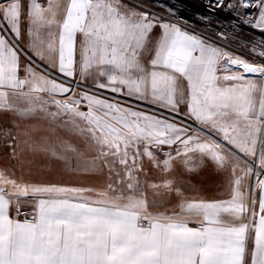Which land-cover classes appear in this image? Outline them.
<instances>
[{"label": "snow or ice", "instance_id": "1", "mask_svg": "<svg viewBox=\"0 0 264 264\" xmlns=\"http://www.w3.org/2000/svg\"><path fill=\"white\" fill-rule=\"evenodd\" d=\"M141 2L142 8L138 4L128 9L122 0H68L63 20L57 21L55 0L47 7L28 0L27 8L24 0H0V89L11 90L28 103L27 108H17L9 102L8 92L0 91V111L27 115L40 110L54 122L62 120L64 126L88 138L95 156L86 165L80 163L76 149H70L72 155L55 151L53 155L73 172L103 175L106 169L109 180L106 188L98 190L17 182L0 170V264H247L252 232L251 264H264V178L257 181L259 212L251 211L252 219L241 223L223 218L228 215L239 221L249 213L240 191L244 176H236L235 167L230 199L183 201L181 211L173 215L149 212L143 190L135 194L144 157L156 166L162 163L168 171L176 157L198 152L226 171L234 159H240L239 153L256 156L259 140L260 167L264 168V86L258 89L244 75L264 78V65L233 56L207 33L198 34L195 27L189 30L191 22L177 23L183 17L176 6H166V15H161L154 9L155 0ZM201 3L206 11L195 14L201 25L215 28L221 21L212 17L219 12L231 17L235 30L245 25L264 33V0H255V13L250 11L253 0ZM177 4L182 8L183 0ZM25 14L29 27L22 30ZM53 25L59 28L58 37L51 30ZM45 26L47 40L40 33ZM226 35L217 29L216 38ZM153 42L149 70L137 57ZM252 50L264 57V50L256 53L255 46ZM20 68L24 78L18 76ZM93 68L97 78L89 88L85 80ZM180 77L188 82L186 112L181 110L185 101ZM221 79L232 83L224 86ZM100 90L115 95L104 96ZM256 91L259 111L254 113ZM41 94L51 99L44 100ZM124 98L154 110L134 108ZM229 111L235 113V120L224 119ZM202 134L208 135V141L201 140ZM9 147L11 158H18L15 144ZM164 147L174 149L175 156L172 151L163 152ZM161 152L162 161L158 160ZM251 174L249 167L245 176ZM118 187H126L130 194L124 195L123 190L115 194ZM149 187L183 195L171 181ZM22 198L33 201L31 213L21 212ZM13 203L16 218L10 216ZM20 215L25 218L20 220ZM190 216L198 217L196 226H189Z\"/></svg>", "mask_w": 264, "mask_h": 264}, {"label": "crops", "instance_id": "2", "mask_svg": "<svg viewBox=\"0 0 264 264\" xmlns=\"http://www.w3.org/2000/svg\"><path fill=\"white\" fill-rule=\"evenodd\" d=\"M38 2L47 7L50 0H38ZM55 2L59 4L55 19L57 21H62L68 0H55ZM123 4L126 5L128 9H135L137 7L133 2H124ZM27 5L28 0H24L25 8H27ZM21 26L22 30H26L29 27V20L26 14L22 17ZM33 30L35 31L34 26ZM48 30L47 26L40 29V33L45 40L48 39ZM51 30L58 37V26L53 25ZM155 35L156 34H154V37ZM154 48L155 43H150L146 49L141 50L137 57L141 65L149 70L151 69L150 61L155 54ZM79 53L80 48L78 45L76 66V80L78 81L80 80ZM21 60L24 64L28 63L24 57H21ZM218 75L221 74L218 73ZM18 76L19 78H24L25 72L23 68L18 70ZM96 78L97 71L93 68L90 70V74L85 80L89 88L93 86ZM100 79L102 82H106L104 78ZM221 83L224 86H229L232 82H224L221 79ZM178 85L180 91L184 94L183 99L185 101V103L181 105V110L186 112L187 100L189 99L188 82L183 77H180ZM0 91H7L9 102L14 104L17 108L24 109L28 107L27 101L19 95H13L11 90L0 89ZM100 92L104 96L115 95L104 90H100ZM41 96L44 100L51 99L46 94H41ZM179 98L178 95V99ZM124 99L134 108L139 107L147 111L154 110V108L146 106L132 98ZM49 107L51 111H55L54 107ZM81 110L87 111V108L82 107ZM224 119L228 121L235 120L236 115L229 111ZM191 123L194 124V122ZM243 124L244 121L241 120L240 126L243 127ZM204 131L208 132V129L205 128ZM13 137L15 138L14 141ZM201 140L208 141V139L204 138L202 135ZM10 143L15 144L18 158H11L12 148L9 147ZM88 145L89 140L86 136L81 135L79 131H73L70 126H64L62 120L56 122L52 121L43 111L37 110L27 115H19L16 112L0 111V170H3L8 178L15 179L17 182L43 181L69 187H87L98 190L106 188L109 183L106 169L103 175L96 172H73L63 161L58 160L56 156L53 155V151L57 154L72 155L70 149H76L81 154L80 163L90 165L95 156V152L89 148ZM189 157H191V159H189ZM239 157L240 159H234L233 162L229 164L226 171L219 169L208 155H202L198 152L189 153L187 156L176 157V159L172 161L171 169L168 171H165L162 163L156 166L149 161L147 157H144L141 161L143 171L138 174L140 187L138 188L137 195L143 190L149 204V212L153 214L164 213L167 215L179 213L181 211L180 204L183 201L199 199L209 201L227 200L230 199L232 195V181L234 180L232 170L233 167H235V175L244 176L240 185V191L243 193V202L249 206V213H245L239 221H233V218L228 215H225L223 218L229 222L235 223L248 222L252 219L250 215L251 211L254 210L259 212L260 189L259 187L255 189V194L252 195V178L250 175L245 176V172L248 169L246 167L248 166V162L241 157L240 153ZM158 160L162 161L163 158L158 157ZM186 160L188 161L187 164H185ZM73 164H76L75 159H73ZM166 181H171L173 189H180L183 195H178L175 191L169 194L163 187L159 189H152L149 187L150 184L162 186ZM4 187H6L9 192L12 191L11 186L5 185ZM118 189L119 188H117V193L115 194H119ZM124 195L128 194L124 193ZM253 200L256 201L255 204L252 203ZM20 202L32 211L33 201L22 198ZM10 216L16 218L14 203L10 207ZM256 218L258 219V217ZM197 219L198 217L190 216L189 226H196L195 221ZM144 223L147 222L145 221ZM253 237L254 232L250 234L247 243V264H251Z\"/></svg>", "mask_w": 264, "mask_h": 264}, {"label": "rangeland", "instance_id": "3", "mask_svg": "<svg viewBox=\"0 0 264 264\" xmlns=\"http://www.w3.org/2000/svg\"><path fill=\"white\" fill-rule=\"evenodd\" d=\"M129 1L130 2H132V1L141 2V0H122V3H124V2L130 3ZM175 1L177 2V0H175ZM143 2L144 3H150L151 0H143ZM132 5H134V4H132ZM168 5H170V1L169 0H155L154 7L155 8H159L161 10H165L166 6H168ZM183 5L191 6L192 8H195L194 6L186 3L185 1H183ZM248 28H250V27L244 25L243 30L239 31V34L236 35L237 38L235 40H243V41H245V46H243L241 50H235L233 48H230V47L224 46L222 44H218V43H217V45L222 47V48H224L226 51L231 53L233 56H239V57L245 59L246 61H248L250 63H258V64L264 65V57H261L259 55H254V54H252L249 51V47H253V46L258 47L261 51L264 50V43H262V42H264V33H261V32H259L257 30V31H254L253 34H251V35H249V34L246 35V30H248ZM242 35H244V36H242ZM233 71H240L242 73V69L238 70V69L234 68ZM220 74L223 75V73H220ZM244 75L246 76V78L248 77L247 79L252 80L257 85L258 89L261 86H264V78H261V77H259L256 74H249V75L244 74ZM254 95H255L254 98H256L255 99V105L256 106H255V109L253 110V112L255 113V112L259 111V99H260L259 91H256ZM189 123H191V122H189ZM194 126H195V124H193V127ZM195 127H198V126H195ZM205 133H207V132H205ZM211 135L213 137H215L217 140H219V136H217L216 134H211ZM202 136L204 138H206V139H209L208 135H203L202 134ZM259 149H260V143H259V140H258V143H257V155L256 156L249 157V156H244L243 153H240L241 157L248 162V164H247L248 166H246V167L247 168H249V167L252 168V174L250 175L251 178H252V182H251V185H252L251 193H252V195L255 194V182H254L255 178L256 177L258 179L264 178V168L260 167L261 157L259 155ZM172 155L175 156V152ZM158 157L164 159V156H162L160 153L158 154ZM257 186H258V184H257ZM118 188H119L118 192L123 190L124 193L130 194L128 192V190L126 189V187H124L123 189H121L120 187H118ZM137 193H138V188L136 189V193L135 194L137 195ZM121 202L123 203L125 201H121ZM19 204L24 206L25 208L29 209L27 206L23 205V203H21V202H19Z\"/></svg>", "mask_w": 264, "mask_h": 264}, {"label": "built area", "instance_id": "4", "mask_svg": "<svg viewBox=\"0 0 264 264\" xmlns=\"http://www.w3.org/2000/svg\"><path fill=\"white\" fill-rule=\"evenodd\" d=\"M170 1V5H174L177 7V11H178V15L180 17H183V19H178L176 22L179 24H185L187 22H191L188 23V27L189 30H191L193 27L198 29V34H208V38L213 39L214 42L218 43V44H222L224 46L233 48L235 50H241L243 46H245V41L243 40H235L237 37L236 35L239 34V31L243 30L244 25H240L238 30L233 29V27L230 24V20L231 17L230 16H225L224 13H217L215 16L212 17L213 21L219 19L221 21V23L219 25H217L215 28H210V27H206L204 25H201L199 23L196 22V16L195 14L198 12H205L206 9L204 8L203 4L201 3V0H183L186 3L194 6L195 8H192L191 6H186L183 5V7L181 8L177 2L175 0H169ZM133 3H135L136 5L140 4L141 8H142V3L141 2H136V1H132ZM155 11H157L158 13H160L161 15H166V11L165 10H161L159 8H155ZM243 11V10H242ZM250 11H252L253 13L256 12V8H255V0H253V7L252 9H250ZM222 28L224 30V32L227 34L225 37L223 38H216V31L217 29ZM254 30L252 28H248V30H246V35H251L253 34ZM244 36V35H242ZM254 47V46H253ZM253 47H249V51L254 54L253 52ZM255 51L256 53H258L259 51H261L258 47L255 46ZM254 55H258V54H254ZM78 81V80H77ZM172 151V154L175 152L174 149L170 150L167 147H164L163 152H169ZM163 152H161L160 154L162 156ZM20 209L22 213H31V211L27 208H25L24 206L20 205ZM14 211L16 212V204H14ZM25 217L24 215H20L19 219L23 220Z\"/></svg>", "mask_w": 264, "mask_h": 264}, {"label": "bare ground", "instance_id": "5", "mask_svg": "<svg viewBox=\"0 0 264 264\" xmlns=\"http://www.w3.org/2000/svg\"><path fill=\"white\" fill-rule=\"evenodd\" d=\"M257 181H258V178L256 177V178H255V181H254V182H255V189L258 188V186H257Z\"/></svg>", "mask_w": 264, "mask_h": 264}, {"label": "water", "instance_id": "6", "mask_svg": "<svg viewBox=\"0 0 264 264\" xmlns=\"http://www.w3.org/2000/svg\"><path fill=\"white\" fill-rule=\"evenodd\" d=\"M247 75H249V74H247Z\"/></svg>", "mask_w": 264, "mask_h": 264}]
</instances>
